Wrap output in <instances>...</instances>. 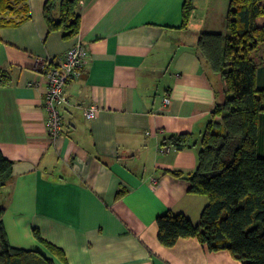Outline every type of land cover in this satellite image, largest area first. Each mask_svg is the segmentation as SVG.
Here are the masks:
<instances>
[{"label":"crops","instance_id":"0c3cea01","mask_svg":"<svg viewBox=\"0 0 264 264\" xmlns=\"http://www.w3.org/2000/svg\"><path fill=\"white\" fill-rule=\"evenodd\" d=\"M184 1H80L76 38L89 61L65 87L68 104L55 141L47 132V81L35 66L61 58L75 40L48 33L45 0H27L30 19L0 29V71L10 77L0 86V151L12 163L0 206L11 246L41 251L54 264H241L195 238L172 247L157 238L159 215L181 213L196 225L208 203L168 173H192L197 147L177 151L164 140L189 134L198 142L225 91L195 45L199 33L225 28L228 0H192L182 29ZM256 25L264 27V16ZM259 54L264 59V47ZM255 84L264 87V63ZM257 154L264 157V115ZM34 230L61 249L64 260L47 252Z\"/></svg>","mask_w":264,"mask_h":264},{"label":"trees","instance_id":"16d2710c","mask_svg":"<svg viewBox=\"0 0 264 264\" xmlns=\"http://www.w3.org/2000/svg\"><path fill=\"white\" fill-rule=\"evenodd\" d=\"M81 0H45L42 15L48 33L73 40L80 28ZM264 0H228L224 16L227 35L201 32L195 52L225 86L222 99L210 114L198 142L189 134L168 135L164 143L181 151L197 147V167L190 174L168 173L186 180L188 192L205 196L208 203L194 225L185 215L167 211L156 218L157 238L172 247L179 239H197L210 252L227 251L241 264H264V157L257 154L258 123L264 115V87L255 75L264 63ZM194 10L192 0L182 6L181 28L186 29ZM30 19L27 0H0V29L16 28ZM10 82L0 71V86ZM12 177V163L0 151V189ZM119 191L117 194H122ZM0 206V264H54L38 250L11 246ZM34 238L53 257L64 260L61 249L45 241L37 230Z\"/></svg>","mask_w":264,"mask_h":264},{"label":"built area","instance_id":"2783aa9c","mask_svg":"<svg viewBox=\"0 0 264 264\" xmlns=\"http://www.w3.org/2000/svg\"><path fill=\"white\" fill-rule=\"evenodd\" d=\"M73 45L59 59H47L44 63H37L35 69L43 71L47 81V90L44 108L48 114L47 132L51 141L59 136L63 126L61 108L68 104L65 97L66 85L77 79L81 72L87 68L89 52L85 45L77 38ZM164 105L169 104L167 98ZM95 108L87 109L85 117L89 120L95 118Z\"/></svg>","mask_w":264,"mask_h":264},{"label":"rangeland","instance_id":"374dc122","mask_svg":"<svg viewBox=\"0 0 264 264\" xmlns=\"http://www.w3.org/2000/svg\"><path fill=\"white\" fill-rule=\"evenodd\" d=\"M210 32H220V31H210ZM222 34L224 35H227V31L226 29L224 28L222 31H221Z\"/></svg>","mask_w":264,"mask_h":264}]
</instances>
